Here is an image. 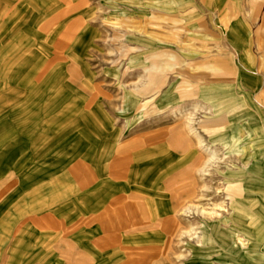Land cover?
Wrapping results in <instances>:
<instances>
[{"label": "rangeland", "instance_id": "obj_1", "mask_svg": "<svg viewBox=\"0 0 264 264\" xmlns=\"http://www.w3.org/2000/svg\"><path fill=\"white\" fill-rule=\"evenodd\" d=\"M241 2L0 0V264H264L263 9L212 79Z\"/></svg>", "mask_w": 264, "mask_h": 264}, {"label": "crops", "instance_id": "obj_2", "mask_svg": "<svg viewBox=\"0 0 264 264\" xmlns=\"http://www.w3.org/2000/svg\"><path fill=\"white\" fill-rule=\"evenodd\" d=\"M239 0H236L238 3ZM211 0H201L203 7H198L197 11L199 13V22L200 24L205 23L204 14L211 15L212 7L210 3ZM225 6L228 7V3H225ZM255 7L257 12L261 14V10L263 12L261 17L258 15L255 19H259L261 21L260 26L255 31V39L257 44L260 43V29L264 27V0L256 1V0H243V2L239 5V10L235 13V16L227 17L221 25L218 27V36L222 39L223 42L229 45V47L233 50V64L234 69L227 70L216 77H212L213 80L221 81V80H229L230 82H238L241 81L244 77L249 76L248 70L252 69L250 60L245 50L244 43V24L246 23V15L248 13V9ZM246 39V37H245ZM232 68V67H231ZM230 68V69H231ZM240 83V82H239ZM209 94L214 97V101L216 104L217 112L221 114H225L230 111V106L232 105L235 98L233 94H249L250 90H246L243 88L242 84H238L234 89H226L222 87H211L209 89ZM219 114V115H221ZM235 122H233V125ZM230 128V127H229ZM232 128V127H231ZM228 130V129H227ZM230 130V129H229ZM228 130V131H229ZM233 130V129H232ZM259 216L264 219V212L262 214L259 213Z\"/></svg>", "mask_w": 264, "mask_h": 264}]
</instances>
